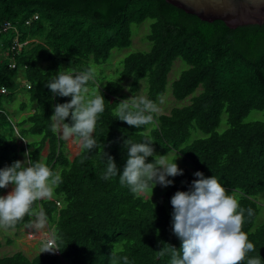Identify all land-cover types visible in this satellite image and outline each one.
<instances>
[{
	"label": "trees",
	"instance_id": "1",
	"mask_svg": "<svg viewBox=\"0 0 264 264\" xmlns=\"http://www.w3.org/2000/svg\"><path fill=\"white\" fill-rule=\"evenodd\" d=\"M145 21L149 50L130 53L113 77H100L97 71L112 50L128 48L132 26ZM5 22L17 32H2ZM15 37L19 52L12 49ZM177 59L186 67L172 83V96L188 103L167 114L153 113L154 123L141 128L120 121L116 104L132 99L122 84L135 94L146 81L145 98L156 103ZM61 67L74 73L93 68L88 95L100 92L105 100L94 133L97 148L81 146L72 159L50 120L57 104L71 101L47 86ZM21 87L37 107L17 118L3 104ZM253 110L264 112V22L230 30L219 20L201 21L165 0H0V171L21 155L27 160L30 152V162L44 163L60 176L53 197L33 205L45 216L47 242L59 250L42 253L44 239L33 257L18 251L0 256V264H111L112 253L118 264H124L125 256L128 264H170V255L156 253L165 244L181 250L171 199L178 191L192 190L196 172L214 175L228 194L238 191L241 207L254 211L252 217L245 212L243 231L256 248L250 256L260 255L264 264V224L254 226L256 198L264 192V121L246 122ZM224 114L226 128L219 131ZM65 123L71 124V117ZM196 133L202 135L192 138ZM130 139L151 141L157 156L177 152L189 166H180L183 175L171 177L162 201L133 194L119 175L102 178L108 156L122 174ZM146 162L154 163V157ZM33 217L1 228L18 231L29 227ZM11 243L6 237V244Z\"/></svg>",
	"mask_w": 264,
	"mask_h": 264
},
{
	"label": "clouds",
	"instance_id": "2",
	"mask_svg": "<svg viewBox=\"0 0 264 264\" xmlns=\"http://www.w3.org/2000/svg\"><path fill=\"white\" fill-rule=\"evenodd\" d=\"M95 70L74 73L61 67L59 75L47 83L53 94L71 97L69 103L57 104L52 130L61 131L65 140L75 137L85 150L97 148L94 139L97 121L105 111V100L100 94L89 97L90 81ZM117 105L119 120L130 126L141 128L154 123L153 113L159 112L158 105L144 97L122 100ZM71 117V124L65 123ZM151 141L132 143L126 141L128 159L120 173L114 158L108 156L104 179L120 176V183L127 184L136 195L150 192L156 184L167 187L173 183L168 177L183 175L175 163L176 157L169 160L168 155L157 156ZM30 152L24 162L16 161L10 167L0 171V188L13 185L7 196H0V227L14 228L25 216H37L36 228L45 226V216L36 212L33 205L41 199H50L53 188L60 182V176L46 164L30 162ZM104 153V157H105ZM148 157H154V163H147ZM83 163V161H81ZM192 190L178 191L171 199L173 206V231L182 241L181 250L165 244L158 257L170 255V264H262L260 255L250 256L256 251L248 234L243 231L245 212L248 217L254 215L251 208L244 209L234 195L228 194L213 175L205 178L202 172H196ZM155 207V206H154ZM55 249V250H54ZM59 250L53 241L43 245L42 253ZM111 264H118L114 253ZM124 264L128 258L123 257Z\"/></svg>",
	"mask_w": 264,
	"mask_h": 264
},
{
	"label": "rangeland",
	"instance_id": "3",
	"mask_svg": "<svg viewBox=\"0 0 264 264\" xmlns=\"http://www.w3.org/2000/svg\"><path fill=\"white\" fill-rule=\"evenodd\" d=\"M149 32V21H145L140 25H133L132 26V43L128 48H123V49H114L111 52V55L108 59V61L101 65V69L98 72V75L100 77H113V73L115 69L120 67V64L122 60L129 55L130 53L133 52H145L149 50L150 48V43L146 40V35ZM184 63L180 60L177 59L173 66L171 67V70L168 74V80H167V86H166V91L164 94L160 95L157 99L156 104L159 107V112L167 114L171 111L172 108L174 107H179L184 104H187L188 101H176L173 96H172V83L179 77L180 73L185 69ZM128 83V82H127ZM123 89L124 93L129 98H134L136 97H144L146 96L145 92L147 89V83L146 81H141L139 90L135 93H129V91H125L124 88V83ZM128 85V84H126ZM28 92H26L23 87H21L18 92H15L13 98L11 100L4 99V106L7 110H9L12 114L13 117L17 118H23L25 117L26 114H30L33 110L36 109L37 105L35 103L29 102V97H28ZM91 97V95H89ZM23 101H27L26 104L28 105V108L26 110H23L22 113L20 112V105ZM222 123L219 128V131H222L226 128L225 120H226V115L224 114L222 117ZM246 122L250 121H264V112L259 111V110H253L251 111L248 116L245 118ZM58 133V136L61 137L64 146L66 148L68 157L72 159L80 150L81 145L77 142L76 138H70L69 140H65L62 137L61 131H56ZM202 134L196 133L192 135V138L199 137ZM47 154V147L42 152V155L45 156ZM169 160H173L176 157H178L175 160V163L180 166H187L188 165L184 164L182 161V157L174 151L169 152L168 154ZM166 156V155H164ZM20 161L24 162L26 161V158L20 156ZM169 180L172 181L171 177H168ZM13 185H9L7 188H0V196H7L12 190H13ZM168 187V186H167ZM167 187H164L160 185L159 183L156 184V187L153 189V195H151L150 192L144 193L150 200L154 202L162 201L163 200V192ZM230 195H234L238 199V191H231ZM53 197V195H52ZM51 197V198H52ZM257 203L259 206V212L257 215V218L255 220V227H258L262 224H264V192L260 193L257 198ZM37 222V216L34 215L32 223L29 227L22 228L18 231L15 230H10L7 231L3 228L0 227V242L2 244V247L0 248V256H7L14 254L15 252L21 251L23 252L26 256L29 258L33 257L35 254H37L41 247L42 243H44V239L47 242V238L50 237V233L48 231V225L45 222V226L43 228H36L35 224ZM6 237H9L12 239V243L7 245L6 244Z\"/></svg>",
	"mask_w": 264,
	"mask_h": 264
},
{
	"label": "water",
	"instance_id": "4",
	"mask_svg": "<svg viewBox=\"0 0 264 264\" xmlns=\"http://www.w3.org/2000/svg\"><path fill=\"white\" fill-rule=\"evenodd\" d=\"M204 22L219 20L230 30L264 22V0H165Z\"/></svg>",
	"mask_w": 264,
	"mask_h": 264
},
{
	"label": "built area",
	"instance_id": "5",
	"mask_svg": "<svg viewBox=\"0 0 264 264\" xmlns=\"http://www.w3.org/2000/svg\"><path fill=\"white\" fill-rule=\"evenodd\" d=\"M10 29H13L15 32H17V30L15 29V27L9 23V22H5L2 26H1V31L4 32V31H7V30H10ZM20 44L18 43V40L17 38H13V43H12V49L13 50H16V52H19L20 51ZM2 92H4V89H2Z\"/></svg>",
	"mask_w": 264,
	"mask_h": 264
}]
</instances>
